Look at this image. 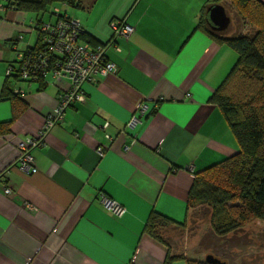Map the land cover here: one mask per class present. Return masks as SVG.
I'll list each match as a JSON object with an SVG mask.
<instances>
[{
    "label": "crops",
    "instance_id": "crops-1",
    "mask_svg": "<svg viewBox=\"0 0 264 264\" xmlns=\"http://www.w3.org/2000/svg\"><path fill=\"white\" fill-rule=\"evenodd\" d=\"M11 1L0 0V124H9L0 133V264H165L168 254L178 256L169 242L145 231L150 215L188 221L197 173L239 150L211 101L237 51L197 28L205 7L217 0H88L85 8L74 6L86 40L107 42L114 19H126L135 32L118 39L119 51H107L118 71L86 82L84 100L74 102L45 144L33 149V174L17 166L19 141L38 135L69 83L8 75L17 53L36 44L34 22L55 19L48 6L20 9ZM142 103L148 104L145 116L122 131ZM105 121L112 141L104 137ZM101 144L107 147L103 156ZM102 195L126 212L112 213ZM180 262L186 264H173Z\"/></svg>",
    "mask_w": 264,
    "mask_h": 264
},
{
    "label": "trees",
    "instance_id": "trees-1",
    "mask_svg": "<svg viewBox=\"0 0 264 264\" xmlns=\"http://www.w3.org/2000/svg\"><path fill=\"white\" fill-rule=\"evenodd\" d=\"M53 1L56 0H12L11 5L20 9L43 10ZM232 1L240 13L253 23L254 33L226 38L221 35V31L215 30L209 18V7L220 0L205 7L197 25V28L204 30L219 43L232 46L238 54L237 62L214 92L211 101L222 110L238 140L239 150L197 173L188 198L190 207H204L205 213L211 214L210 234L214 238L203 245L205 249H213L211 252L215 257H222L217 252L221 247L215 244L221 237L225 238L230 232L239 230L254 218L264 219V2ZM64 2L72 7L79 5L76 0ZM82 39L92 45L99 44L86 40L84 34ZM8 131L9 124L1 123L0 133ZM233 199H237V202L230 204ZM186 223H177L153 211L145 231L167 243L159 228L166 225L185 226ZM233 240L232 246L238 243L237 238ZM179 259L186 264H212L185 256L177 258L170 254L165 264H173ZM221 261L225 264L224 260Z\"/></svg>",
    "mask_w": 264,
    "mask_h": 264
},
{
    "label": "built area",
    "instance_id": "built-area-1",
    "mask_svg": "<svg viewBox=\"0 0 264 264\" xmlns=\"http://www.w3.org/2000/svg\"><path fill=\"white\" fill-rule=\"evenodd\" d=\"M54 15L53 21L37 20L34 22L33 29L37 34L36 44L19 51L16 68L9 67L8 69V75H14L22 80L38 81L46 85L49 76H52L57 81H68L69 83V88L60 94L56 108L46 116L38 135L19 141L20 154L17 166L26 174L38 171L32 154L33 149L45 144L46 136L51 128L64 120L66 110L74 102L84 100L83 85L86 82H95L97 76H106L118 71L117 65L107 56L108 49L114 48L119 51L118 39L128 38L135 32V27L126 19H114L110 22L112 29L110 39L105 43L92 45L82 39L84 27L79 17L58 11H54ZM147 111L148 104H140L138 114L130 118L122 131L133 130ZM110 127L109 121L101 125L104 137L108 141L115 138ZM133 140L135 138L131 137L130 141ZM128 149L129 144L125 146V150ZM106 150L107 147L103 144L97 147L100 156H103ZM188 168L192 170L191 166ZM5 191L10 193L12 189L7 187ZM101 202L119 217L126 212L123 204L106 195L101 196Z\"/></svg>",
    "mask_w": 264,
    "mask_h": 264
},
{
    "label": "rangeland",
    "instance_id": "rangeland-1",
    "mask_svg": "<svg viewBox=\"0 0 264 264\" xmlns=\"http://www.w3.org/2000/svg\"><path fill=\"white\" fill-rule=\"evenodd\" d=\"M64 1L56 0L48 4V8L52 9V15H54V11H66L74 15V12L79 10L67 5ZM76 1L78 6L83 8L88 3V0ZM224 3L227 13L231 17V23L227 29L221 31V35L227 38L254 33L253 23L240 13L233 1L224 0ZM225 185L227 184L225 183ZM232 202H237V199H233L230 204H233ZM205 209L199 206L192 207L190 218L185 226L166 225L159 228V232L169 242L173 252L178 255L173 257L178 258L185 255L186 258L206 261L208 254L215 255L211 252L213 249H205L206 246L203 245L209 239L214 238L210 234L212 231L211 214H206ZM233 238H237L238 243L232 246ZM215 244H219L221 247V250L219 249L217 252L222 257H217L224 260L225 264H264V219H252L243 224L239 230L230 232L225 238L221 237Z\"/></svg>",
    "mask_w": 264,
    "mask_h": 264
},
{
    "label": "water",
    "instance_id": "water-1",
    "mask_svg": "<svg viewBox=\"0 0 264 264\" xmlns=\"http://www.w3.org/2000/svg\"><path fill=\"white\" fill-rule=\"evenodd\" d=\"M209 18L213 28L217 31H224L231 23V17L226 11V8L221 3H216L209 7ZM206 261L212 264H222L223 262L213 254H208Z\"/></svg>",
    "mask_w": 264,
    "mask_h": 264
}]
</instances>
